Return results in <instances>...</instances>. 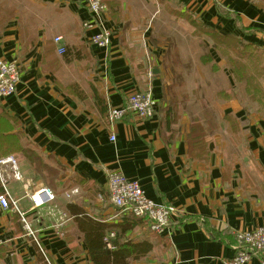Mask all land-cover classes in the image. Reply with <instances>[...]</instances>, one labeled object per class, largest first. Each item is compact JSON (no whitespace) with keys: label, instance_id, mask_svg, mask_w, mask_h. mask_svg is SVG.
Wrapping results in <instances>:
<instances>
[{"label":"crops","instance_id":"crops-1","mask_svg":"<svg viewBox=\"0 0 264 264\" xmlns=\"http://www.w3.org/2000/svg\"><path fill=\"white\" fill-rule=\"evenodd\" d=\"M32 1L44 10L33 16L34 24L0 21V59L17 62L22 71L15 94L0 101V109L19 122L32 150L55 162L46 167L60 165L66 172L56 201L32 209L27 195L37 183L22 160L23 179L10 180L7 189L38 243L13 207H0V264H93L73 211L79 207L94 220L119 222L107 193L110 171L138 181L149 199L177 210L169 232L157 235L145 226L129 234L154 246L131 264H230L236 234L264 227V115L236 93L220 96L236 87L225 62L212 40L193 36L177 13L264 50V6L258 0H105L112 36L110 46L99 49L83 28L85 0ZM56 37L71 51L70 61L58 54ZM182 37L190 42L181 43ZM197 40L205 47L201 53L188 47ZM137 91L152 93L154 117L128 113L111 122L110 110ZM194 125L201 127L204 150L192 155ZM72 177L83 184L74 186Z\"/></svg>","mask_w":264,"mask_h":264},{"label":"built area","instance_id":"built-area-1","mask_svg":"<svg viewBox=\"0 0 264 264\" xmlns=\"http://www.w3.org/2000/svg\"><path fill=\"white\" fill-rule=\"evenodd\" d=\"M85 3L88 18L83 22V28L91 33L89 41L94 47L106 49L110 46L112 36V30L107 23L108 6L104 0H85ZM54 43L58 54L64 55L66 47L63 38L56 37ZM21 77L22 71L17 62L0 59V101L15 94ZM157 108L158 103L150 91H137L124 99L120 109H111L109 119L111 122H116L131 113L141 120H148L154 117ZM111 141L115 142L116 138L112 136ZM107 176V193L112 206L117 211L114 219L120 221L125 215H133L146 221L149 230L154 234L163 235L170 231L172 217L177 214L175 207L155 203L145 195L138 181L130 180L120 172L110 171ZM22 179V173L15 159L0 157V184L4 190L0 195V207L4 210L13 207L19 213L27 235L37 242L25 213L20 212L18 202L12 198L7 189L10 180L21 181ZM27 197L32 203V209L49 206L57 199L52 189L42 185L34 187ZM61 221L55 225V229L59 230L62 227ZM114 236L115 234L111 233L108 238ZM233 250L235 255L230 264H249L253 258H258L261 264H264V227L236 234Z\"/></svg>","mask_w":264,"mask_h":264},{"label":"trees","instance_id":"trees-1","mask_svg":"<svg viewBox=\"0 0 264 264\" xmlns=\"http://www.w3.org/2000/svg\"><path fill=\"white\" fill-rule=\"evenodd\" d=\"M104 2L106 1L104 0ZM193 23L196 31H202V35L208 36L212 41L213 39L216 42L218 40L233 41L237 45V49L229 50L232 53L230 65L236 77L234 78L241 83L245 82L246 94L259 103V112L264 115V63L256 55L258 52L264 55V50L254 43H244L233 35H220L209 26L195 20ZM215 50L218 51V49ZM64 58L70 61L71 51L69 49H66ZM74 93L80 98L84 97V93L78 87L74 89ZM220 96L231 97L223 93ZM95 99L101 111L106 112L107 105L97 93H95ZM20 136L23 135L19 131V122L0 109V157H6L14 152H24L25 148L20 144ZM202 140L201 127L194 125L190 137L192 155L193 153L199 154L204 150ZM33 152L36 151L33 150ZM35 161L37 160L33 162ZM39 166L42 167V165ZM73 184L74 186L81 185L83 182L74 178ZM73 213L77 228L82 234L83 243L93 264H131L132 261L146 258L153 250L154 246L149 239L136 241L129 237V234L136 228L148 226L143 219L125 215L118 223L110 224L94 220L79 207H76ZM111 233H114L115 236L108 238Z\"/></svg>","mask_w":264,"mask_h":264},{"label":"rangeland","instance_id":"rangeland-1","mask_svg":"<svg viewBox=\"0 0 264 264\" xmlns=\"http://www.w3.org/2000/svg\"><path fill=\"white\" fill-rule=\"evenodd\" d=\"M263 6H264V0H258ZM169 9V7H168ZM171 11H174L173 7L171 8ZM44 12V10L38 6L35 2H33L32 0H0V21L1 22H5L6 20H10V19H20L23 22H26L27 24H34V18L33 16L37 13H42ZM177 14H180L183 20L187 21L188 24L191 25L193 31V36L196 37H202L203 32L202 31H196L195 25L193 23L194 19L189 17L188 14L185 13H181L178 12ZM177 16V15H176ZM175 16V17H176ZM196 21V20H195ZM171 25L173 26H177L176 22H172ZM170 37V36H169ZM190 38V37H189ZM189 38H181V43L186 42V40H188L190 42ZM175 38H170V40L173 42ZM188 42V47H194L195 49H197L200 53L202 52L203 49H205V47L203 46V43H200V41H196L193 42V44H190ZM215 43L213 45L214 49H218V56L220 58V60H223L225 62L226 68L228 69V71L230 72L231 78H233L234 80V85L236 87H232V89H227V94L234 96L233 93H236L240 96V98L242 99L243 102H245L246 104H253L257 107L258 111H259V103H256L254 100H252L250 98V96H248L245 92V82L241 83L239 81H237V79H235L236 77L234 76L233 73V69L231 68V61H232V53L229 51L230 49H237V45L234 44L233 41H221L218 40L217 42L213 39L212 44ZM216 45V46H215ZM245 49V48H243ZM248 49V48H246ZM139 51L134 50V53L136 56H140V58H144L145 61H147V58L143 55H141V53H138ZM131 54V57L133 59H135V55ZM259 58V60L262 61V63H264V55L260 52H258L256 54ZM171 57H174V55H172ZM209 57L204 56L202 59L203 65L205 67H207V63H209ZM141 68L144 70V66L143 64H140ZM142 69L140 72H143ZM147 70V69H146ZM146 72V71H145ZM235 77V78H234ZM264 85V83H263ZM212 86V85H211ZM206 88V87H205ZM218 89L221 90L223 89V83H219L218 84ZM236 90V92H234ZM233 94V95H232ZM239 101V100H238ZM20 140V144L25 148L24 152H14L11 153L9 155H6V157H13L17 163V165L22 166V160L25 159L26 164H30L32 167V170L34 169V171L32 172L31 178L32 181H34L35 183H37V186L42 185V186H46L49 187L50 189H52L53 191L56 190V187L61 185L59 177L61 176V174L65 173L66 170H64V168H62L60 165L58 166L57 169H52L50 170V168L45 166V163H49L55 166V162L49 158H46L44 156L39 155L37 152H33L32 148H30L28 146L27 141H25V139L23 138V136L19 137ZM28 147V148H26ZM1 157V158H6ZM27 159V160H26ZM34 160H37L35 162H33ZM40 161V162H39ZM39 165H42V167L40 168ZM21 170V168H20ZM66 176V175H65ZM35 179V180H33ZM71 180L74 182V178L72 177ZM80 185V184H79ZM55 187V188H54Z\"/></svg>","mask_w":264,"mask_h":264},{"label":"water","instance_id":"water-1","mask_svg":"<svg viewBox=\"0 0 264 264\" xmlns=\"http://www.w3.org/2000/svg\"><path fill=\"white\" fill-rule=\"evenodd\" d=\"M158 73H159V70H155V71H154V74H158Z\"/></svg>","mask_w":264,"mask_h":264}]
</instances>
